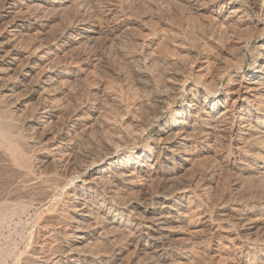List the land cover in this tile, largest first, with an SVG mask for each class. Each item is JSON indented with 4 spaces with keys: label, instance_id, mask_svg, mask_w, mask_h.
Returning <instances> with one entry per match:
<instances>
[{
    "label": "bare ground",
    "instance_id": "obj_1",
    "mask_svg": "<svg viewBox=\"0 0 264 264\" xmlns=\"http://www.w3.org/2000/svg\"><path fill=\"white\" fill-rule=\"evenodd\" d=\"M0 264H264V0H0Z\"/></svg>",
    "mask_w": 264,
    "mask_h": 264
},
{
    "label": "rangeland",
    "instance_id": "obj_2",
    "mask_svg": "<svg viewBox=\"0 0 264 264\" xmlns=\"http://www.w3.org/2000/svg\"><path fill=\"white\" fill-rule=\"evenodd\" d=\"M256 43H258V40H255V42H254V44H256ZM249 61H251V58L249 57ZM247 67V66H246ZM34 212H33V210H32V212H31V214H33ZM20 229V230H19ZM21 229L23 230L24 228H22V226L19 228V227H17V230L18 231H21ZM4 233V235H5V233L7 234V230H5V232H3ZM19 242V240L17 241V243Z\"/></svg>",
    "mask_w": 264,
    "mask_h": 264
}]
</instances>
